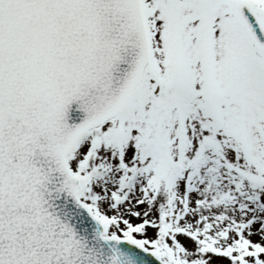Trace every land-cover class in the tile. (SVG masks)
<instances>
[{
	"label": "snow or ice",
	"instance_id": "1",
	"mask_svg": "<svg viewBox=\"0 0 264 264\" xmlns=\"http://www.w3.org/2000/svg\"><path fill=\"white\" fill-rule=\"evenodd\" d=\"M0 264H264V0H0Z\"/></svg>",
	"mask_w": 264,
	"mask_h": 264
}]
</instances>
